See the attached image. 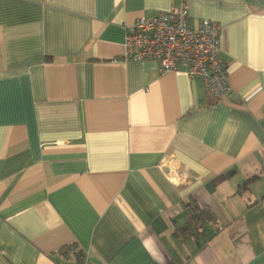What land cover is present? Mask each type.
<instances>
[{
    "label": "crops",
    "instance_id": "1",
    "mask_svg": "<svg viewBox=\"0 0 264 264\" xmlns=\"http://www.w3.org/2000/svg\"><path fill=\"white\" fill-rule=\"evenodd\" d=\"M182 1L221 27L224 99L120 59ZM84 259L264 264V0H0V264Z\"/></svg>",
    "mask_w": 264,
    "mask_h": 264
},
{
    "label": "built area",
    "instance_id": "2",
    "mask_svg": "<svg viewBox=\"0 0 264 264\" xmlns=\"http://www.w3.org/2000/svg\"><path fill=\"white\" fill-rule=\"evenodd\" d=\"M220 32L221 27L208 19L192 25L188 6L182 1L167 12L125 25L120 59L157 61L160 75L183 66L189 79L202 80L209 98L224 99L232 89L227 63L220 56ZM82 264L91 263L84 259Z\"/></svg>",
    "mask_w": 264,
    "mask_h": 264
},
{
    "label": "trees",
    "instance_id": "3",
    "mask_svg": "<svg viewBox=\"0 0 264 264\" xmlns=\"http://www.w3.org/2000/svg\"><path fill=\"white\" fill-rule=\"evenodd\" d=\"M191 212L190 214V218H189V223H188V226H187V230L186 232H190L192 230V223L194 222H198L199 220H201L202 217H208V213L204 212V211H201V212H198L196 213L197 211L195 209H190L189 210V213Z\"/></svg>",
    "mask_w": 264,
    "mask_h": 264
}]
</instances>
